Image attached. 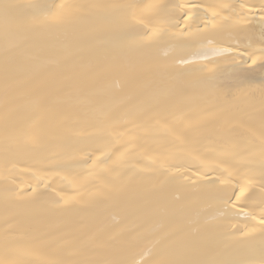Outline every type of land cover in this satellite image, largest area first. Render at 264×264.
Wrapping results in <instances>:
<instances>
[{
  "label": "bare ground",
  "instance_id": "bare-ground-1",
  "mask_svg": "<svg viewBox=\"0 0 264 264\" xmlns=\"http://www.w3.org/2000/svg\"><path fill=\"white\" fill-rule=\"evenodd\" d=\"M0 264H264V0H0Z\"/></svg>",
  "mask_w": 264,
  "mask_h": 264
}]
</instances>
